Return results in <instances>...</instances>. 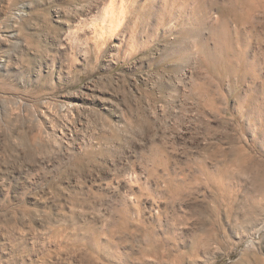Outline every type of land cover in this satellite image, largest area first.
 <instances>
[{"label":"rangeland","instance_id":"1","mask_svg":"<svg viewBox=\"0 0 264 264\" xmlns=\"http://www.w3.org/2000/svg\"><path fill=\"white\" fill-rule=\"evenodd\" d=\"M118 2L0 0V264H88L87 252L100 264H155L134 261L138 251L128 242L114 247L106 240L128 168L149 145L181 165L200 148L227 149L246 84L235 88L233 76L209 79L189 57L176 64L170 37L151 33L145 17L132 35L134 10L129 24L108 30L109 11H121ZM201 77L215 91L216 114L198 111L191 90ZM209 123L218 126L211 135ZM233 131L238 141L247 138L238 126ZM101 135L110 144L100 143L105 151L94 165H74L88 140L96 147ZM250 152L264 161L260 148ZM231 157L216 161L235 175L231 196L216 219L183 229L175 249L184 259L176 264H264V183L233 171ZM208 195L205 190L203 198ZM215 231L219 242L194 247Z\"/></svg>","mask_w":264,"mask_h":264},{"label":"bare ground","instance_id":"2","mask_svg":"<svg viewBox=\"0 0 264 264\" xmlns=\"http://www.w3.org/2000/svg\"><path fill=\"white\" fill-rule=\"evenodd\" d=\"M118 1L121 11H109L106 19L108 30L114 25L119 27L128 23L135 13V20L130 21L131 34L138 31L136 28L145 17L151 33L158 35L161 31L166 35L165 38L170 37V42L164 43L170 44L169 54L176 64L189 57L199 71L209 75V79L222 80L224 76H233L235 88L239 84H246V88L239 92L234 107L236 125L241 130V137H244L243 133L247 135L245 140L238 141L233 131L237 126H229L226 133L227 149L218 143L213 144L211 150L200 148L188 155L189 158L183 161L185 165L177 161L171 164L168 152L158 144L149 145L148 148H141L137 166L135 165L137 168H128L130 170L125 173V180H122L123 175L120 176L123 183L111 206L106 224L109 235L106 240L109 245L115 247L118 242L123 241L132 247L136 246L138 253H132V259L136 262L174 264L184 259L183 252L180 249L177 252L175 248L182 242L185 227L188 228L192 221L205 225L216 219L223 199L231 196L228 184L235 175L233 172L226 175L229 169L224 171L218 166V155H232L230 165L228 164L231 169L249 175L263 186L264 161L252 155L250 148L257 147L264 151V0ZM135 5H138V9ZM211 87L202 77L192 86L191 92L199 100V112H219L215 91ZM208 125L206 133L214 134L218 126ZM104 138L105 135L96 137V147L88 140V145L84 146L85 152L74 159V165H94L95 158L100 153V145L109 143ZM205 190L210 195L203 198ZM219 240V234L215 231L208 237L198 238L193 245L195 248H209ZM95 255L87 252L85 259L88 264H100L98 259H94Z\"/></svg>","mask_w":264,"mask_h":264}]
</instances>
